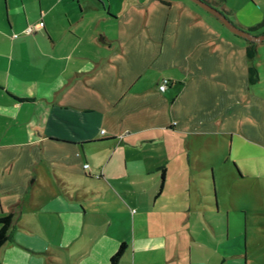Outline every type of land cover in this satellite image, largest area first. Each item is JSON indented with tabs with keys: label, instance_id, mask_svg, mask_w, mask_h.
Wrapping results in <instances>:
<instances>
[{
	"label": "crops",
	"instance_id": "0c3cea01",
	"mask_svg": "<svg viewBox=\"0 0 264 264\" xmlns=\"http://www.w3.org/2000/svg\"><path fill=\"white\" fill-rule=\"evenodd\" d=\"M256 42L194 0H0V264H240L210 205L219 167L264 175Z\"/></svg>",
	"mask_w": 264,
	"mask_h": 264
},
{
	"label": "rangeland",
	"instance_id": "374dc122",
	"mask_svg": "<svg viewBox=\"0 0 264 264\" xmlns=\"http://www.w3.org/2000/svg\"><path fill=\"white\" fill-rule=\"evenodd\" d=\"M22 30L25 33H29L25 31V28ZM32 30H34L33 25ZM14 33L12 32L10 36H14ZM262 41L259 53L264 58V40ZM262 66L260 75L264 78V63ZM262 84L264 85V79H262ZM233 161L235 160L229 161L230 167ZM213 177L216 200L218 205H221L218 211L215 204L212 203L210 205L211 216L218 219L222 228L219 229L217 238L226 242L230 249L238 253L241 250L244 251L243 242H246L245 257L241 254L231 256L234 260H238L240 264H264V214L256 211L264 207V175L253 174L235 178L223 173L219 167V169H216V173L213 172ZM205 179L207 190H209V194L206 196L213 201L212 180L211 178ZM226 221L229 227L227 238L225 231ZM244 228L245 236L243 234ZM255 239H257L256 244H253L252 240ZM228 262V264H231L229 259Z\"/></svg>",
	"mask_w": 264,
	"mask_h": 264
},
{
	"label": "trees",
	"instance_id": "16d2710c",
	"mask_svg": "<svg viewBox=\"0 0 264 264\" xmlns=\"http://www.w3.org/2000/svg\"><path fill=\"white\" fill-rule=\"evenodd\" d=\"M209 3H211L209 0H206ZM213 4V3H211ZM224 12V11H223ZM225 13V12H224ZM228 17V16H227ZM264 21V19H263ZM236 23V22H235ZM237 25L241 26L239 23H236ZM258 26H250L247 27L250 31H253L254 29H256ZM245 38V37H244ZM247 39V38H246ZM256 41L255 40H251V39H247V44H246V52L248 56H252L255 51H256ZM255 71V69H254ZM253 71V74H255V72ZM256 78V74L254 75ZM249 78L252 80V75L249 76ZM12 218H13V213L12 212H5L3 214H0V245L10 236V230L9 227L12 224ZM125 248V242L122 241L119 246L117 247V249L113 252V254L110 256L109 259V264H117L118 258L121 255L123 249Z\"/></svg>",
	"mask_w": 264,
	"mask_h": 264
},
{
	"label": "water",
	"instance_id": "95a60500",
	"mask_svg": "<svg viewBox=\"0 0 264 264\" xmlns=\"http://www.w3.org/2000/svg\"><path fill=\"white\" fill-rule=\"evenodd\" d=\"M214 16H216L224 25H226L234 33L241 35L247 39L262 41L264 40V31L260 33H252L248 28L242 27L234 23L222 9L218 8L214 4L209 3L206 0H194Z\"/></svg>",
	"mask_w": 264,
	"mask_h": 264
},
{
	"label": "built area",
	"instance_id": "2783aa9c",
	"mask_svg": "<svg viewBox=\"0 0 264 264\" xmlns=\"http://www.w3.org/2000/svg\"><path fill=\"white\" fill-rule=\"evenodd\" d=\"M31 30H32V25H27L25 27V31L26 32H30ZM17 34L18 33L15 32L13 35L15 36ZM167 83H168V79L166 77L162 78L161 81L158 83V88L159 89H164L166 87ZM87 165H88V163H84V166H87Z\"/></svg>",
	"mask_w": 264,
	"mask_h": 264
}]
</instances>
